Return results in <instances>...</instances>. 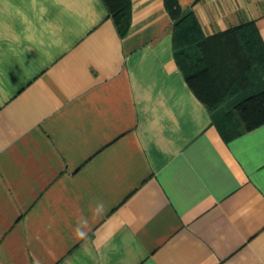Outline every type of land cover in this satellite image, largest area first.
Segmentation results:
<instances>
[{
	"label": "crops",
	"instance_id": "obj_1",
	"mask_svg": "<svg viewBox=\"0 0 264 264\" xmlns=\"http://www.w3.org/2000/svg\"><path fill=\"white\" fill-rule=\"evenodd\" d=\"M206 36L264 0H179ZM0 264H264V123L225 140L164 0H0Z\"/></svg>",
	"mask_w": 264,
	"mask_h": 264
},
{
	"label": "trees",
	"instance_id": "obj_2",
	"mask_svg": "<svg viewBox=\"0 0 264 264\" xmlns=\"http://www.w3.org/2000/svg\"><path fill=\"white\" fill-rule=\"evenodd\" d=\"M121 36L132 0H104ZM174 21V55L194 94L215 117L225 140L264 123V42L255 21L206 36L192 11L164 0Z\"/></svg>",
	"mask_w": 264,
	"mask_h": 264
}]
</instances>
